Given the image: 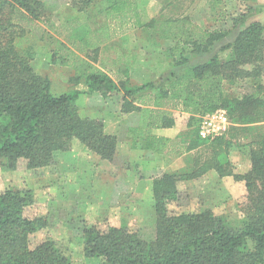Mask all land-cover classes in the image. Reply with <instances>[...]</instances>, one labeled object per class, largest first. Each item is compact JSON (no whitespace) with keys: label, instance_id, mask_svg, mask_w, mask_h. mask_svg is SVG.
Instances as JSON below:
<instances>
[{"label":"trees","instance_id":"1","mask_svg":"<svg viewBox=\"0 0 264 264\" xmlns=\"http://www.w3.org/2000/svg\"><path fill=\"white\" fill-rule=\"evenodd\" d=\"M69 2L79 12L112 16L117 20L116 28L132 24L135 5L128 0ZM245 8L231 17L232 26L226 30L200 27L186 15L146 23L155 25L146 31L149 36L172 43L169 64L179 69L165 81L140 85L116 82L94 65L101 42L97 32L104 34L102 28L107 32L110 22L96 29L82 25V33L75 29L70 38L76 51L56 40L61 46L52 50L50 61L69 67L74 83L86 84L85 93L121 94L122 114L148 110L144 126L131 130L134 142H140L138 148L157 154L169 148V137L144 130L173 127L174 111L184 115V132L190 138L177 147V154L205 143L210 147V153L196 156L189 169L153 177V239L142 238L136 228L126 225H84L82 248L86 257H99L103 264H264V21L243 24L252 11L250 6ZM45 11L42 0H0V160L10 169H15L19 160L29 169L45 167L57 151H68L72 141L78 140L101 159L111 161L117 137L105 130L101 119L79 113L77 99L84 91L54 94L50 79L33 69L35 52L21 43L36 23L58 34V26ZM236 27L239 29L232 41L221 46V50H228L224 58L214 53L190 62L192 57L212 51ZM63 46L65 52L61 51ZM242 81L250 91L240 95L226 91V85ZM218 109L226 111L228 129L212 139L201 138V118ZM241 130L251 135L245 143L250 164L244 173H235L229 153ZM209 170L243 182L246 200L239 226L210 209L170 211L169 204L179 197V182L199 178ZM33 203L30 189L0 191V264H70L52 240L31 247L29 235L46 226L44 216L25 215Z\"/></svg>","mask_w":264,"mask_h":264},{"label":"rangeland","instance_id":"2","mask_svg":"<svg viewBox=\"0 0 264 264\" xmlns=\"http://www.w3.org/2000/svg\"><path fill=\"white\" fill-rule=\"evenodd\" d=\"M42 1L46 17L58 26V34L36 23L22 39V45L30 46L35 52L31 62L33 69L50 79L54 94L84 91L77 99L79 113L101 119L105 130L116 135V153L111 161L101 159L78 140H73L68 151H57L53 162L45 167L29 169L24 160H19L16 168L10 169L5 161L0 160V191L27 188L33 192L34 203L27 208L25 215L44 216L46 226L29 235L31 247L49 239L69 258L70 264H103L101 258L83 254L84 225H126L136 228L146 240L154 237L155 216L148 183L155 173L153 165L157 162L152 161L153 165L148 162L150 165L144 167L141 165L137 150H134L140 146V142H134L131 133L132 128L144 126L148 110L122 114L121 94L102 96L99 92L85 93L86 84L83 81L74 83L73 71L69 67L50 61L52 50L56 45L61 46L56 40L76 51L77 46L71 44L70 38L75 29L79 28L78 32L82 33L85 30L82 25H91V28L96 29L103 22H110L111 28L107 32L103 28L101 31L104 34L97 32L101 42H98L100 51L94 65L116 82L125 80L130 85H140L144 82L165 81L179 69L169 64V47L172 43L149 36L146 31L155 25L146 23L155 19V24H158L167 18L186 15L200 27L226 30L232 26L231 17L246 10V6H250L252 11L243 24L255 20L263 22L264 0H248L246 3L240 0H128L135 5L132 24L117 28V20L103 12H79L69 0ZM238 29L236 27L230 31L208 54L192 57L190 62L206 59L214 53L224 58L228 50H221V46L231 42ZM61 51L65 52L64 46ZM78 53L85 55L83 52ZM262 80L264 82V76ZM225 89L230 94L240 95L250 91V86L242 81L226 85ZM174 116L178 127L181 126L184 115L174 111ZM184 130L185 127L180 130L176 128V135L170 138L169 148L157 156L162 162L160 174L183 172L193 165L196 156L201 158L210 153V147L205 143L189 152L177 154V147L189 138ZM144 133L157 134L155 129H145ZM250 137L243 130L239 131L237 144L229 153V158H234L236 152L242 154L237 160L239 170H244L249 160V148L245 143ZM231 164L234 170L232 161ZM231 179L222 181L216 176L203 175L182 180L178 184V199L168 207L172 212L210 209L231 225L239 226L244 217L242 206L246 191L242 181Z\"/></svg>","mask_w":264,"mask_h":264},{"label":"crops","instance_id":"3","mask_svg":"<svg viewBox=\"0 0 264 264\" xmlns=\"http://www.w3.org/2000/svg\"><path fill=\"white\" fill-rule=\"evenodd\" d=\"M175 117V116H174ZM184 119V117H183ZM181 127H185V119L183 121V124L179 127L176 123V119H175V124L173 127H170V128H161V129H155L156 133L159 134V135H164L166 137H169V138H173L175 135H176V128H178L179 130L181 129ZM134 150H137V158L138 160H141V165L144 167L145 165H150V163L148 162H151V164L153 165L152 161H156L157 163H154V169L153 171L155 172L153 176H151L149 178V188L151 189V184H152V179L153 177L155 176H158L160 175L161 173V170L160 169L162 167V162H160L159 158L157 156L161 155V154H157V153H154V152H151L149 150H144V149H141V148H135ZM139 152V153H138ZM242 154H240L239 152H236L235 155H234V158L233 156L230 157L231 161L233 162L234 164V172H238V173H244L245 171H247V169L249 168V160H247L246 162V167H244L245 169L244 170H239L240 166H239V159H240V156ZM156 156V157H155ZM155 159H158V160H155ZM238 160V161H237ZM147 161V162H145ZM159 162V163H158ZM156 164V165H155ZM203 175H209L211 177L213 176H216L219 180H222V181H225V180H229V178L231 176H223V177H219L218 174L214 171V170H209L207 171L206 173H204ZM202 175V176H203ZM201 177V176H200ZM231 180L234 181V179L232 178ZM236 181V180H235Z\"/></svg>","mask_w":264,"mask_h":264},{"label":"built area","instance_id":"4","mask_svg":"<svg viewBox=\"0 0 264 264\" xmlns=\"http://www.w3.org/2000/svg\"><path fill=\"white\" fill-rule=\"evenodd\" d=\"M229 124L226 111L218 109L201 118L198 135L203 139H212L218 135H222L227 130Z\"/></svg>","mask_w":264,"mask_h":264}]
</instances>
